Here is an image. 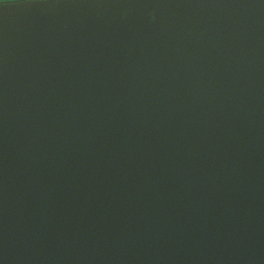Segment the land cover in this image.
<instances>
[{
    "label": "water",
    "instance_id": "95a60500",
    "mask_svg": "<svg viewBox=\"0 0 264 264\" xmlns=\"http://www.w3.org/2000/svg\"><path fill=\"white\" fill-rule=\"evenodd\" d=\"M0 27V264H264V3L0 0Z\"/></svg>",
    "mask_w": 264,
    "mask_h": 264
},
{
    "label": "clouds",
    "instance_id": "9594fccd",
    "mask_svg": "<svg viewBox=\"0 0 264 264\" xmlns=\"http://www.w3.org/2000/svg\"><path fill=\"white\" fill-rule=\"evenodd\" d=\"M172 29L173 33L178 38H183L185 40L193 35H203L209 31L207 22L197 18H183V20H181V18L175 19L172 23Z\"/></svg>",
    "mask_w": 264,
    "mask_h": 264
},
{
    "label": "snow or ice",
    "instance_id": "6c2138e0",
    "mask_svg": "<svg viewBox=\"0 0 264 264\" xmlns=\"http://www.w3.org/2000/svg\"><path fill=\"white\" fill-rule=\"evenodd\" d=\"M20 4H37V3H62V2H71V0H17ZM109 2L116 4L118 6H127L132 3H136L137 0H109ZM176 3H197L199 0H175ZM261 3H264V0H260ZM183 20V18H181ZM194 22V20H193ZM65 28L69 25L65 24ZM3 39H2V27H0V62H2V52H3Z\"/></svg>",
    "mask_w": 264,
    "mask_h": 264
}]
</instances>
